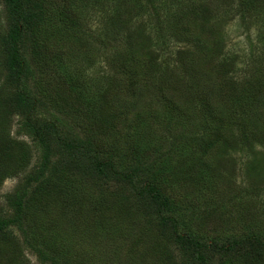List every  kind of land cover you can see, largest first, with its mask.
I'll return each mask as SVG.
<instances>
[{"label": "rangeland", "instance_id": "rangeland-1", "mask_svg": "<svg viewBox=\"0 0 264 264\" xmlns=\"http://www.w3.org/2000/svg\"><path fill=\"white\" fill-rule=\"evenodd\" d=\"M39 1L54 17L59 18L61 11L66 10L77 26L64 27L56 17L39 27L36 38L39 45L30 50V55L41 69L33 80H27V88L39 93L49 105V111L40 110L38 116L51 118L52 112H56L78 130L90 127L94 138L114 155L128 151L129 158L138 153L144 160H156V169L165 179V191L175 201L210 204L218 202L231 189L261 187L259 209L253 207L254 199H248L247 206L251 209L247 216L250 222L264 226V173H260L264 171L252 163L257 159L263 164L264 158L238 151L232 152L229 160L217 156L223 148L229 149L239 124L244 122L243 114L259 100L262 102L258 108H264V93L255 97L249 88L251 84L264 82V45L259 35L262 24L252 21L254 17L249 18L247 25L243 24L231 11L232 2L228 0ZM201 2L214 9L212 20L203 19L197 7ZM114 22L129 26L137 37L133 48L138 47L142 54L136 68H129L117 59L126 46L118 28L106 46L94 44L88 35L91 32L104 37L106 25ZM155 57L160 59L155 61ZM71 64L78 66L80 73L73 76L75 82L69 83L72 75H67L65 68ZM134 70L139 74L135 81L131 76ZM167 70L169 75L181 71L185 77L181 83L177 81L179 78L167 83L173 85L169 91L172 96L164 99L170 85H161V81ZM191 80L211 90L212 112L226 115H223L227 117L225 126L217 127L222 130V138L217 133H210L205 139L200 137L208 126L201 123V100L190 91ZM174 106L182 110V116L179 119L174 115L175 122L166 129ZM17 129L14 121V136ZM175 137L178 145L173 142ZM23 138L34 147L30 138ZM201 140L202 150L209 140L216 142L205 158L214 165L220 162L219 168L229 173L222 183L225 190L204 174L200 181L188 176L187 170L196 159L192 157L202 152L198 149ZM35 152L37 155L38 150ZM232 163H235L233 170L229 167ZM19 179L12 177L5 181L0 190L1 205L6 204L5 195ZM68 185L70 188L56 196L47 211L54 215L53 222L46 215L39 221V230L47 228L49 232L51 223H56L59 234L51 233L63 240L62 252L81 257L86 264L154 263L144 258L155 238L147 235L150 229L142 216L132 210L128 219L110 217L107 209L112 205L100 199L89 186L80 182ZM225 210L218 218L239 216L234 202H229ZM35 228L36 224L32 229ZM203 228L220 232V227L211 224ZM14 232L20 236L16 228ZM26 255L31 264H40L31 249L26 250Z\"/></svg>", "mask_w": 264, "mask_h": 264}, {"label": "trees", "instance_id": "trees-1", "mask_svg": "<svg viewBox=\"0 0 264 264\" xmlns=\"http://www.w3.org/2000/svg\"><path fill=\"white\" fill-rule=\"evenodd\" d=\"M229 2H232L231 11L241 18L243 24L247 25L250 17L262 24L259 35L264 45V0ZM2 3L0 190L8 178L20 179L15 188L5 195L6 204H0V264H31L26 255L27 249L37 255L40 264H86L81 257L62 252L64 242L54 235L55 232L59 234L56 223H51L50 232L47 228L39 230V221L44 215L53 222L54 215L47 211L56 196L65 193L70 188L68 184L73 182L89 186L100 199L110 203L112 208L107 209L110 210V217L128 219L133 210L145 219L146 227L150 229L147 235L153 236L155 241L149 243L144 258L153 260V264H264V226L250 222L247 216L251 209L247 206L248 199H254L253 207L259 209L261 187L234 188L223 194L218 202L210 204L204 201H175L165 191V179L156 169V160H144L138 153L129 158L128 151L123 155H114L94 138L90 127L78 130L56 112H52L51 118L39 117V111L48 112L49 105L39 93L27 88V80H33L41 69L35 64L30 50L39 45L36 38L40 25L58 17L49 14L39 0H3ZM197 7L201 9L204 20H212L214 9L208 3L201 2ZM60 14L61 25L76 28L77 21L72 15L66 10ZM161 17L164 18L162 14ZM117 28L120 39L126 45L117 54V59L129 68H136L142 53L138 47L139 50L133 48L137 37L129 26L114 22L106 25L104 37L91 32L88 35L94 44L106 46ZM159 59L155 57V61ZM65 69L67 75H72L69 83L75 82L73 76L79 67L71 64ZM169 72L167 70L165 74L172 78L163 76L161 85H170L167 83L175 80L173 78H179L177 81L180 82L185 77L181 71L178 75H169ZM131 76L135 77V81L139 74L134 70ZM190 83V91L201 100V123L205 122V127L208 126L200 137L205 139L210 133H217L222 138V130L217 127L225 126L226 115L212 112L210 103L214 99L210 89L201 88L193 80ZM172 88L173 85H170L166 90L168 94L162 98L168 99V95L171 98L169 91ZM249 88L258 97L264 93V82L251 84ZM64 100L67 101L66 98ZM260 102L262 100L243 114L246 115L242 118L244 122L239 124L229 149L223 148L221 153H217L220 160L230 158L231 153L237 151L264 158V108H258ZM56 111L61 112L59 109ZM174 115L180 119L182 110L173 107L166 129L175 122ZM14 121L18 125L16 136L12 131ZM23 136L30 138L35 143L34 147ZM173 142L175 145L179 143L176 137ZM199 143L198 149L202 150V140ZM215 143L209 140L206 148L192 157L196 159L187 172L194 181H200L204 174L215 180V186L225 190L222 183L229 178V173L219 168L220 162L214 165L205 158L210 155ZM35 150H38L37 155ZM131 154L134 152L131 151ZM256 161H252L253 167L264 171V163ZM234 164L229 166L231 170L235 168ZM229 202L236 204L239 216L236 219L218 218L219 213L226 211ZM34 224L37 226L35 230L32 229ZM210 224L220 227V232L205 231L203 226ZM49 233L53 238L50 239Z\"/></svg>", "mask_w": 264, "mask_h": 264}]
</instances>
